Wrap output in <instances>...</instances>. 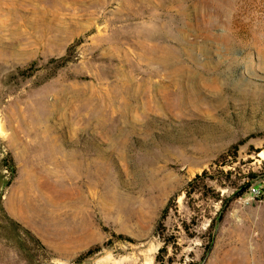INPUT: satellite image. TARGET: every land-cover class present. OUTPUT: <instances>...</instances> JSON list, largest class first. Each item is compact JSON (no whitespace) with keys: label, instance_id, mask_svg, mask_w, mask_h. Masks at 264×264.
Returning a JSON list of instances; mask_svg holds the SVG:
<instances>
[{"label":"rangeland","instance_id":"1","mask_svg":"<svg viewBox=\"0 0 264 264\" xmlns=\"http://www.w3.org/2000/svg\"><path fill=\"white\" fill-rule=\"evenodd\" d=\"M0 113V264H264V0H0Z\"/></svg>","mask_w":264,"mask_h":264},{"label":"crops","instance_id":"2","mask_svg":"<svg viewBox=\"0 0 264 264\" xmlns=\"http://www.w3.org/2000/svg\"><path fill=\"white\" fill-rule=\"evenodd\" d=\"M19 190H16L14 193H12V197H11V199H10V201L9 202H7L8 203V205H7V203H6V207L11 211V212H14L15 211V208H16V206L18 207H22L24 204L23 203H21V200H19L20 199V197H19Z\"/></svg>","mask_w":264,"mask_h":264},{"label":"built area","instance_id":"3","mask_svg":"<svg viewBox=\"0 0 264 264\" xmlns=\"http://www.w3.org/2000/svg\"><path fill=\"white\" fill-rule=\"evenodd\" d=\"M247 195L249 200L261 199L264 196V191L262 188L250 187Z\"/></svg>","mask_w":264,"mask_h":264},{"label":"trees","instance_id":"4","mask_svg":"<svg viewBox=\"0 0 264 264\" xmlns=\"http://www.w3.org/2000/svg\"><path fill=\"white\" fill-rule=\"evenodd\" d=\"M8 163H10V161H4V166H8ZM248 191H249V188H247L245 190H244V188H242L241 191L237 195H235V197L238 198V197L242 196L244 193L248 194ZM221 218H222V215L219 217V220H221ZM90 254H92L91 251L88 252V255H90ZM82 258L83 257H80V260H82Z\"/></svg>","mask_w":264,"mask_h":264},{"label":"water","instance_id":"5","mask_svg":"<svg viewBox=\"0 0 264 264\" xmlns=\"http://www.w3.org/2000/svg\"><path fill=\"white\" fill-rule=\"evenodd\" d=\"M6 134V125L2 114L0 113V138Z\"/></svg>","mask_w":264,"mask_h":264}]
</instances>
